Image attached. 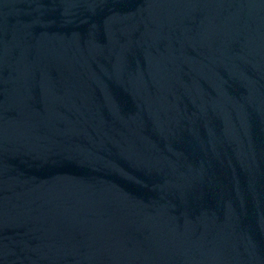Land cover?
Returning <instances> with one entry per match:
<instances>
[{
  "label": "water",
  "instance_id": "water-1",
  "mask_svg": "<svg viewBox=\"0 0 264 264\" xmlns=\"http://www.w3.org/2000/svg\"><path fill=\"white\" fill-rule=\"evenodd\" d=\"M0 264H264V0H0Z\"/></svg>",
  "mask_w": 264,
  "mask_h": 264
}]
</instances>
